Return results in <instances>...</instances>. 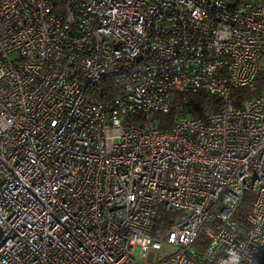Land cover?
Wrapping results in <instances>:
<instances>
[{
  "label": "built area",
  "instance_id": "built-area-1",
  "mask_svg": "<svg viewBox=\"0 0 264 264\" xmlns=\"http://www.w3.org/2000/svg\"><path fill=\"white\" fill-rule=\"evenodd\" d=\"M261 70L264 0H0V264H264Z\"/></svg>",
  "mask_w": 264,
  "mask_h": 264
},
{
  "label": "trees",
  "instance_id": "trees-1",
  "mask_svg": "<svg viewBox=\"0 0 264 264\" xmlns=\"http://www.w3.org/2000/svg\"><path fill=\"white\" fill-rule=\"evenodd\" d=\"M256 86L258 89L264 88V70H261L258 73L256 77ZM244 93H245V89L243 87H237L232 90V94L236 97L237 102L240 100V97H242ZM175 97L176 100L179 101L182 105L181 110H186L187 112H190L191 115L193 116H197L198 114H200L201 110L205 106L216 103V99L213 96H207L205 93L201 91L176 93ZM173 114H174L173 108H171V110L165 114L156 113V116L164 120V123L160 125V128L162 129L168 128L170 119L172 118ZM250 200H251V195L248 193L245 194L244 198L242 199L240 208L242 210H246L249 206ZM169 217H170L169 213H165L163 218H161V220L156 225V230L158 235L164 236L166 234L171 222ZM203 245H204V240L203 237L200 236L195 241L194 247H196V249H198L201 252ZM199 255H201V253H199ZM203 264H214V263H209L207 261H204Z\"/></svg>",
  "mask_w": 264,
  "mask_h": 264
},
{
  "label": "rangeland",
  "instance_id": "rangeland-1",
  "mask_svg": "<svg viewBox=\"0 0 264 264\" xmlns=\"http://www.w3.org/2000/svg\"><path fill=\"white\" fill-rule=\"evenodd\" d=\"M248 1H252V0H248ZM170 251H172V248L168 245L163 244L162 248L158 251V258L164 256L166 253H168ZM141 264H143V262Z\"/></svg>",
  "mask_w": 264,
  "mask_h": 264
},
{
  "label": "water",
  "instance_id": "water-1",
  "mask_svg": "<svg viewBox=\"0 0 264 264\" xmlns=\"http://www.w3.org/2000/svg\"><path fill=\"white\" fill-rule=\"evenodd\" d=\"M1 236H2V231H1V228H0V238H1Z\"/></svg>",
  "mask_w": 264,
  "mask_h": 264
}]
</instances>
